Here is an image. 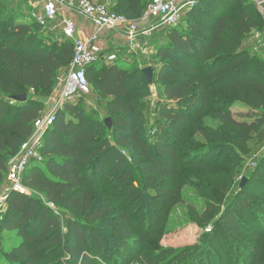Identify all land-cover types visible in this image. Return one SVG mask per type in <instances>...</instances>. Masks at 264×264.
I'll return each mask as SVG.
<instances>
[{
    "label": "trees",
    "instance_id": "1",
    "mask_svg": "<svg viewBox=\"0 0 264 264\" xmlns=\"http://www.w3.org/2000/svg\"><path fill=\"white\" fill-rule=\"evenodd\" d=\"M112 1L110 8L130 19H139L149 2ZM231 1L212 0L202 13L197 12V2L186 16L196 14L202 23L184 16L179 25L163 31L168 43L155 46L154 56L167 60L152 68L151 84L143 67L102 60L87 68L88 82L100 97L107 98L105 110L111 127L107 128L104 120L88 118L71 103L55 113L39 147L42 161L30 162L23 173L22 183L29 194L10 192L0 213V231L15 229L18 234L14 245L3 251L4 263L0 264H42L50 248L59 249L70 242V255L80 264H123L129 254L124 248L131 241L129 236L139 235L137 241L141 236L130 216L115 213L110 203L126 185L130 186L128 192L134 188V174H138L127 163L125 150L142 170L138 178L144 186L167 195L162 181L174 180L178 172L172 137L180 134L179 125L189 124L192 107H210L213 101L209 96L218 87L232 91L248 110L239 112L237 119L219 104L211 109L212 114L236 130L243 146L252 133L258 145L264 143V62L239 50L245 35L258 28V21L247 8L226 14ZM228 20L233 25H227ZM1 22L0 179L7 173L9 157L29 138L43 109V102L28 96L27 91L48 95L58 70L66 67L72 56V43L63 36L62 43L56 39L45 47L39 34L42 27L34 19ZM21 94H26L23 101L11 98ZM256 174L264 180L263 171ZM102 191H107L105 201L98 204ZM30 192L41 194L48 205L69 209L84 223L67 219L64 228L52 208ZM89 222L110 227L115 255L104 253L96 237L91 240V250L88 248L93 232L106 234L104 229L87 225ZM34 225L37 228L32 231ZM212 234H220L227 244V256L217 254L212 243L205 244L192 251L191 264H264V197L255 199L242 191L215 220ZM200 247L206 251L199 259ZM208 254L219 259L209 262ZM101 257L107 258V263L98 259ZM142 264H155V259Z\"/></svg>",
    "mask_w": 264,
    "mask_h": 264
},
{
    "label": "rangeland",
    "instance_id": "2",
    "mask_svg": "<svg viewBox=\"0 0 264 264\" xmlns=\"http://www.w3.org/2000/svg\"><path fill=\"white\" fill-rule=\"evenodd\" d=\"M232 1L233 4L225 9L226 14L232 15L235 14L236 9L247 8L257 17L258 21V28H254L245 35L239 50L246 52L248 58L252 57L264 62V37L261 35V29L264 26L263 19L256 14L255 8L249 0ZM197 2L199 3L197 12L202 13L209 7L212 0H205L204 4L202 0H194L195 4ZM38 3L39 0H0V28L4 27L1 22L4 20H31V13L39 12L41 9ZM184 16L187 19L190 15L186 16L185 14ZM190 18L192 21L193 19L199 20L196 14H191ZM199 21L202 23L203 20ZM226 24L233 25L231 20H228ZM164 30L160 29L153 33L154 47L168 43V38L163 35ZM39 34L45 47L50 46L56 39L61 43L63 41L62 27L58 25L57 18L46 28H41ZM106 37L109 43L107 42L104 48V54L118 52L117 62L120 64L131 65L133 68L150 66L156 69L159 67V62L165 59L154 56V49L150 57L130 55L129 59L124 60V55L120 51L125 47L121 46L119 40L114 39V34L109 33ZM112 38L113 40H110ZM195 62L196 65H200L201 60ZM68 65L58 70L54 87L48 95L34 94L32 90L27 91L28 96L43 102L41 115L49 112L55 114L63 107L56 108L55 100L59 96L61 83L68 73ZM89 83L90 92L69 103L77 109H81L82 114L88 118L103 121L106 118L105 102L107 98L100 97L92 88L90 80ZM150 89L156 95L155 89L153 87ZM209 98L210 102L213 101L210 103V107H192L189 111V124L187 126L179 125L180 134L172 137L178 172L174 180L162 181V189L167 192V195L155 193L152 186H144V182L142 183V180L138 178L142 175V170L138 164L132 162L130 152L125 150L127 163L138 174H134L136 181L133 182L134 188L129 191L131 193L128 192L130 186L126 185L121 193L114 196V202L110 203L115 213L124 212L130 216L134 227L140 231L141 236L138 241L136 239L139 235L129 236L131 241L127 242L124 247L129 251V254L123 264L147 263L153 257L155 264H191L192 251L198 246L210 243L213 244V247L217 246V254L226 257L227 244L223 242L220 234H212L215 220L242 191L253 194L255 199L264 197V180L262 177L258 178L256 174L259 171L264 172V143L258 145L256 134L252 133L251 138L243 146L238 140L236 130L227 128L212 114V110L220 104L238 119V113H245L248 110L247 107L234 97L232 91L226 92L221 87L214 89ZM136 154L137 152H135V156ZM243 179L245 181L242 183ZM9 188L10 184L6 175L3 174L0 179V207L2 210L5 208L6 194ZM143 191L146 192L145 195ZM31 194L39 197L45 205L46 202L41 194L30 192ZM106 194L107 191H102V194L97 196L98 204L105 201ZM48 206L52 208L63 227L67 219L84 223L80 216L69 209L58 208L50 204ZM87 225H93L98 230L104 229L103 231L106 232L105 235L93 232L87 242L88 248L91 250L93 245L91 240L96 237V242L99 243V247L103 249L104 253L109 252V254L115 255V251H113L115 242L112 232L109 230L110 227L98 222H89ZM36 228L37 225H34L31 229L33 231ZM17 239L18 234L15 229H1L0 263H4L1 258L3 251L13 246ZM72 246L73 243L70 242L68 246L63 244V247H59V249L50 248L48 258L42 259V264H80L78 258L70 255ZM198 251L196 255L200 259L201 253L206 250L204 247H200ZM113 258L115 257L113 256ZM98 259L107 263L105 257ZM208 259L207 261L211 262L218 260L219 257L215 254H208Z\"/></svg>",
    "mask_w": 264,
    "mask_h": 264
},
{
    "label": "built area",
    "instance_id": "3",
    "mask_svg": "<svg viewBox=\"0 0 264 264\" xmlns=\"http://www.w3.org/2000/svg\"><path fill=\"white\" fill-rule=\"evenodd\" d=\"M256 7L264 21V0H250ZM41 10L31 13L42 28L56 19L62 11L75 12L87 19L94 26L95 31L88 40L76 37V22L72 15H64L62 20V36L72 43V56L68 65V73L61 83L59 96L55 100V107L64 106L75 98L87 95L90 84L86 77V70L91 65L104 61L112 63L118 61V53L102 54L96 46L98 36L105 32L121 34L125 40L126 53L124 60L130 55L148 56L154 52L152 35L160 29L179 25L184 15L194 6V0H149L139 19H130L110 8L109 0L94 2L93 0H39ZM264 37V26L261 29ZM58 104V105H57ZM55 114L49 112L40 115L33 122V129L29 138L21 145L20 150L9 157L7 161L6 179L10 184V192L29 194L22 183L23 173L32 161H42L39 152L42 138L46 130L53 124ZM6 196V197H7ZM2 207H0L1 213Z\"/></svg>",
    "mask_w": 264,
    "mask_h": 264
},
{
    "label": "crops",
    "instance_id": "4",
    "mask_svg": "<svg viewBox=\"0 0 264 264\" xmlns=\"http://www.w3.org/2000/svg\"><path fill=\"white\" fill-rule=\"evenodd\" d=\"M93 1L94 2H106L108 0H93ZM109 2H110V0H109ZM66 13H67V11H64V12L62 11L56 17L57 20H58V25L61 26V27H62V25H61L62 24V20L64 18V15H66ZM67 15H72L74 17V20L76 22V27H77L76 37L80 38L82 40H88L90 38L91 34H93L94 31H95V28L91 24V22H89L87 19H85L84 17H82L81 15H79L78 13H75V12L67 13ZM109 33L114 34V39L116 41L119 40V43L121 42V46L125 47L124 50L120 51V53L125 54L126 53V46H125V43H124L125 40H124V38H123V36L121 34H118V33H115V32H105V33L103 32V33H101L98 36V40H97L96 46L101 49V53L104 54V48L106 47L107 42H108L106 40V38H107L106 36H108ZM110 40H113V38L110 39ZM109 53H112V52H109ZM109 53H107V54H109ZM113 53H118V52H113Z\"/></svg>",
    "mask_w": 264,
    "mask_h": 264
},
{
    "label": "water",
    "instance_id": "5",
    "mask_svg": "<svg viewBox=\"0 0 264 264\" xmlns=\"http://www.w3.org/2000/svg\"><path fill=\"white\" fill-rule=\"evenodd\" d=\"M142 73L146 79V81L151 84L152 83V80H153V69L152 67L148 66V67H144L142 68ZM13 100H16V101H23L26 99V94H21V95H14L11 97ZM104 123L106 124L107 128H110L111 127V124H110V118L109 117H106L104 119ZM245 181V179H243L242 183Z\"/></svg>",
    "mask_w": 264,
    "mask_h": 264
}]
</instances>
